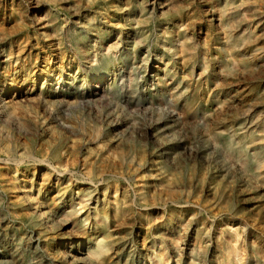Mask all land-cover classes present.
<instances>
[{"label": "bare ground", "instance_id": "6f19581e", "mask_svg": "<svg viewBox=\"0 0 264 264\" xmlns=\"http://www.w3.org/2000/svg\"><path fill=\"white\" fill-rule=\"evenodd\" d=\"M51 57L59 67H39ZM262 81L264 0H0V126L22 136L0 138V192L17 173L37 192L4 215L0 202V264H264ZM101 101L121 116L97 115ZM75 109L90 113L86 135ZM131 122L161 164L146 166L125 138ZM183 154L208 170L170 173ZM185 213L191 235L169 228ZM23 223L38 230L35 257L22 250ZM43 229L57 230L52 243Z\"/></svg>", "mask_w": 264, "mask_h": 264}, {"label": "rangeland", "instance_id": "374dc122", "mask_svg": "<svg viewBox=\"0 0 264 264\" xmlns=\"http://www.w3.org/2000/svg\"><path fill=\"white\" fill-rule=\"evenodd\" d=\"M21 7L22 6L20 5L16 9L18 14L20 12L24 11L23 9H21ZM103 14H104V12H103ZM202 15H204L205 19L210 17V13L209 12L208 13L207 12H203ZM102 17L103 16L99 17V20L102 22V24H107L110 27V29L115 34H117L120 31H123L124 33L127 32V30H126L127 28L124 26L122 21L115 20L113 22H110L107 18H105V17L102 18ZM63 27H65V26L63 25ZM204 32H206L205 29L203 30V34L201 36V40H203V38H204V34H205ZM209 37H210V39L212 41L219 42L220 35H219L218 31H214L213 32L211 29H209L208 38ZM151 59H152V61H155L153 56H152ZM39 62H40L39 64L41 65V66H39L40 68H43V66L44 67L47 66L46 70H49V68L52 66V64H54L55 67H59L60 66V62H58L57 59L52 58V57H51V60L48 63H43V60H39ZM67 64H68L67 62L63 61V66H65L66 70H68V68H69V66ZM40 70L41 69H39V71L37 72V74L34 77L36 82H40V81H38L39 77L37 76L39 74ZM151 71H152V69H148L147 74H151L150 73ZM15 73H17V72H14V74ZM144 75L145 74H144V70H143V71L140 72V74L138 75V77L136 79L137 95L141 94V98L149 96L148 94H146L147 92H144L143 89L141 88L142 84H143ZM19 80L20 79H18V81ZM262 84H264V81H262ZM113 110H114L113 107L111 108L110 106H108L106 101H101L99 103V105H98L97 115L103 117V119L108 118V117H106L108 114H112V116L114 118H116L117 116H119V117L121 116V115H118V113H116V114L113 113ZM71 112L72 113L70 114V118L72 120L74 119V121L77 122L78 120H80V117L85 119V122L83 124L84 125L83 128H86V129H83L82 132L84 133V135H86L85 133H88V130H89V124H90V119H91L90 113H88V112H86L84 110H81V109H77V110L75 109V111H71ZM21 113L25 114V115H29V114H27V112L25 110L21 111ZM156 113H157V111H156ZM65 114H66V112H65ZM31 118H32V116H31ZM149 118L150 117L147 116L146 119L141 121V124H149L150 121H151V120H149ZM42 121H43V124L47 123V125H49V118L47 116L45 117V120L40 119V122H42ZM131 123L128 125L127 128L124 127L122 129L123 132L125 133V138H130V140L132 141V143L134 144V146L136 148V153L139 154V152H140V153H144L145 155H147V158L149 160H147L148 162H147L146 166L149 163H151V159L152 158L154 160H157V161L154 162V164H157V163L161 164L163 159H161L160 157H157L158 154L155 153V149H154V145H153L152 139H150V138L149 139H145V138H142V137L138 136V134L135 132V125L133 126V123L132 124ZM47 127L48 126H46V128ZM51 127L52 128H47V132H51V133H53V135H57V136L62 137L63 139H66V140L69 139L70 135L68 133H65V132H63L61 130L59 131L57 129H54L53 128L54 126H52V125H51ZM106 127L107 126L104 125V128H106ZM161 131H166V130L165 129H161ZM106 133L109 134L108 132H106ZM161 135H163L164 137H168L167 136L168 134L164 133V132ZM108 136L109 135H105L104 136V140H111V141L114 140L113 138H111L112 136H109V137ZM20 137H22V136H20V134H19V132L17 130L7 129L6 127L2 128L0 126V138H2L5 141L4 142L5 145H7L8 142H9V141H7V138L15 140V139H18ZM70 139H76V138L71 137ZM101 141L95 142L94 145H91V147H94V146L95 147H101V146L107 147ZM21 143H22V141L20 142V144ZM191 143H192V140H189L187 142V145L189 146V145H191ZM8 145H10V144H8ZM24 146H25L24 144H21L20 147H24ZM80 146H81L82 150L86 149V145H80ZM192 146H193V143H192ZM25 148H26V146H25ZM103 149H105V148H103ZM111 153H115L114 156L116 157L117 156L116 153H119V150H114ZM138 154H137V156H138ZM133 163L138 164L139 163V158L135 157L133 159ZM147 169H150V167L147 168ZM166 169L169 170L170 168L167 167ZM195 169L201 170L202 172H205L206 170H208V168L205 165H199V164L197 165L196 162L194 161L192 155L183 154L182 158L179 161V164H178L176 170H171L170 173L178 174V175H179V173L180 174L189 175L190 173L194 172ZM146 171L151 173L153 176L155 175L154 171H148V170H146ZM17 176H18L17 180L14 181V183H15V185H14L15 189L14 190H7L6 192H4V191L0 192V202H1V206H2V209H1L2 212L1 213L3 215L7 211V209H10L12 204H16V196L17 195L25 197V198L27 197L28 198L27 204L32 203L33 201H31V199H34L37 196V192L35 190L34 185L33 184L30 185V181L28 179H26L25 177H21L19 175V173H17ZM66 179H67V177L65 179H63L62 182L65 183ZM21 181H23V182H21ZM24 205L26 206L25 203H24ZM177 207H180V206L178 205ZM175 209H178V208H175ZM15 210L18 213H22L20 208H19V206L15 207ZM29 212L32 213V211H29ZM191 216H192L191 214H186V213L182 214V215L180 214L179 215L180 219L175 221L169 228L171 230L175 231V233L179 232V234L180 233H187V234L191 235L197 228V225L195 223H192L193 220H192ZM14 223L15 222H13V224ZM10 224L11 223H9V225ZM36 232H38V230L36 228L33 229L30 225H27L26 223H23V226L18 231V235L20 236L21 241H22V250H23V252H24V254L26 255L27 258L35 257L34 253H33L35 251L34 250L35 243H34V241H32V235L35 234ZM39 233L44 235L46 238H48V244H49V236L51 237V242L50 243H52V237L58 234L57 230L49 231L47 229H45V230L43 229V231L39 232Z\"/></svg>", "mask_w": 264, "mask_h": 264}]
</instances>
